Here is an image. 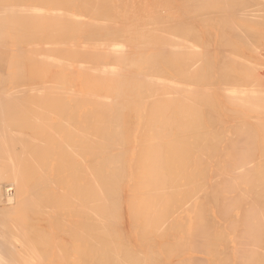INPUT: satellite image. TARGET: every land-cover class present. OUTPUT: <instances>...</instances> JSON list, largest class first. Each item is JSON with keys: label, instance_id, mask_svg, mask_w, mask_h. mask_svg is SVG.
Masks as SVG:
<instances>
[{"label": "bare ground", "instance_id": "1", "mask_svg": "<svg viewBox=\"0 0 264 264\" xmlns=\"http://www.w3.org/2000/svg\"><path fill=\"white\" fill-rule=\"evenodd\" d=\"M167 1L0 0V71L5 65L10 73L8 80L0 77V196L20 188L17 198L22 199L14 207L0 206V264H52L57 261L52 254L60 251L66 258L63 252L56 256L67 261L62 264L163 262L155 256L164 264H192L197 245L202 248L195 255L198 264H235L232 257L238 264H264V63L256 72L258 67H251L264 55L257 49L241 54L242 49L239 55L240 47L233 44L254 38L255 26L263 24L254 16L264 0L215 2L216 16L226 18L222 21L231 30L217 44L230 51L222 54L221 66L205 71L199 69L203 58L192 64L190 57L198 56L179 50L195 23L185 27L178 20L176 27L179 17L168 15ZM212 1L218 0H177L174 9L190 10L184 14L189 21L192 8ZM213 9L212 16L207 8L199 13L204 16L199 15L200 25L212 26L218 18ZM27 23L34 33L44 27L42 42L31 44L32 37L21 44L22 29L15 27ZM12 31L18 36H8ZM189 36L190 46L199 42L198 47L201 39ZM259 47L264 51V44ZM25 52L37 61L35 72L30 70L35 81L24 67L30 65ZM15 54L26 61L14 60L16 73ZM242 63L249 68L241 71ZM250 87L263 93L258 97ZM245 88L256 96H242ZM233 89L243 94L237 91L238 102L239 94L225 98L233 106L225 109L235 110L211 108L216 102L211 104V90L221 101L219 93ZM224 118L241 123L232 126ZM20 205L24 212L21 208L8 218ZM26 206L31 213H25ZM38 221L44 225L34 226ZM237 225L243 226L248 248L234 246ZM11 236L20 237L25 257H18L21 250ZM224 246L231 248V260ZM52 247L58 251L52 253Z\"/></svg>", "mask_w": 264, "mask_h": 264}, {"label": "rangeland", "instance_id": "2", "mask_svg": "<svg viewBox=\"0 0 264 264\" xmlns=\"http://www.w3.org/2000/svg\"><path fill=\"white\" fill-rule=\"evenodd\" d=\"M175 1L177 2V0H168V1H167V3L171 2L170 7H169V9H170V8H171V9H170V10L168 9L167 13H169V14H168L169 16H174V14L171 13V12H173V13L177 14V17H179V19L175 17V18H176V20H175V22H176V27H177V22H178V20L181 22V23L178 24V25H183L182 23L185 22V27H186V25L188 24V22L191 23V24H192V22H194L195 24L193 23V24H194V25H193V28H194V29L197 28L196 30H194V31H196V33L193 31V28H192V27L187 26V28H188V27L192 28V31H191L192 33H189V35L191 34L192 36H194V39L197 38V41L201 39V40H200V44H199V46H198V47H200V46H201V47L199 48V50H196V49H198L197 45H198L199 42H198V43L195 42V43H196V44H195L196 47H195V46H190L191 43L194 44V40H193V38H191V37L188 35V37H187V39H186V42H185V43H188V45H185V43H184V46L181 45L182 47H179V50H180L181 48L183 49V48L185 47L184 50L187 49L185 52H188L187 54H189V57L191 56L190 54H194V56H198V60L196 59V57L194 58L193 55L191 56L192 58L190 57V59H192L191 62L193 61L192 64H198L199 58H203V59H204L205 57H208V59H206V58L204 59L205 63H203V59H201V60L199 61V63H200V64H199V69H200V67L203 68L204 71H205V67H206V68H207V67L210 68V70H211V69L213 70L214 68L217 69V67H219L218 65L221 66L222 59H223L224 57H226V56L228 55V52L230 51L229 48H228L227 46L224 47V45H221L220 43L217 44V41H218L219 37L221 36V34H223V32H224L223 35H225V34H226V35H229V34H230V31H231V30L229 31V29H228V28L230 27V25H228V28H227V26H226V25H227L226 22H225V24H224L223 21H222V20H224V19L222 18V19L219 20V18H221V16H219V17L216 16V15H218V14L216 13L218 9H217V7H215V6H218L217 4H220V3H221V0H220V1H219V0H218V1H212L213 3H212V4L210 3L209 6L206 5V7H205V5H203V6L200 5L201 7H198V9L195 8V7L192 8V11H193V10H195V11H194V13H193V12L191 13L192 15L189 13L191 16H193L192 20H190V19L188 18L189 21L186 20L187 18L184 17V14L188 16V12H191V11L188 10V11H184V12H182V10H181V11H180L181 13H180L179 10H178V11L175 10V9H174V7H175V5H176V4H175ZM204 1H206V0H204ZM178 2H179V0H178ZM207 2H208V0H207ZM215 2H216V3L218 2V3L216 4ZM167 3H166V4H167ZM214 3H215V4H214ZM262 3H263V4L261 5L262 7L259 6V8H261V9L258 8L259 10H258V12H257V13L259 14V16H258V14H256V17L254 16V18H256V19L259 17V18H258V19H259V20H258V24H261V22L264 24V21H263L264 14H261V11H262V13H264V9H263V7H264V1H263ZM182 5H183V4H181V6H182ZM213 5H215V6H214V7H215V10H214L213 7H212ZM203 7H205V8H203ZM208 7H210V8H208ZM199 8H201V9H203V10L201 11V9H200V11H198ZM206 8L211 12V13H210V14H211L210 16H212V10H211V9H213V12H214L213 15H215L216 18L218 17L217 19H215V17L213 16V17H214V21H212V22H213L212 26H210V24H208V26H203L202 24H201V25L199 24V23H201V22L203 21L202 19H203L204 16L201 17V15L203 14V12H205ZM173 9H174V10H173ZM181 9H182V7H181ZM196 9H197L198 14H197V12H196ZM206 12H207V11H206ZM199 13H202V14L200 15ZM218 13H219V12H218ZM180 14H181V15H180ZM238 14H239V12H237V15H238ZM196 15H197L198 17H197ZM199 15H200V17L202 18V19H200L201 21L199 20ZM237 15H236V13H235L234 16H237ZM261 15H263V16H261ZM175 16H176V15H175ZM182 16H183V17H182ZM191 16H190V17H191ZM194 17H196V18H198V19H196V18H194ZM213 17H212V19H213ZM183 18H184L186 21H182V20H184ZM205 18H206V17H205ZM229 18H230V17H229ZM260 18L262 19V21H261ZM181 19H182V20H181ZM196 20H197V21H196ZM229 20H230V21H231V20H234V18H231V19H229ZM191 21H192V22H191ZM217 21H218V22H217ZM224 21H227V19L225 18ZM239 21H240V20H239ZM260 21H261V22H260ZM221 22L223 23V25H222ZM228 22H229V21H228ZM240 22H241V21H240ZM216 23H217V24H216ZM229 23H231V22H229ZM218 24H219L220 26H219ZM241 24H245V23H241ZM263 24H261V27L263 26ZM23 25H24V24H23ZM23 25H22V24H20V25L16 24V26H17V27H15L16 30H17V29H18V30L22 29V31H24L25 33H30V32L32 33V31H33V33H32V34H25V33L22 32V31H18V33H19L18 35H21V36H18V35L16 34L17 31H15V29L13 28V30H14L16 33H15L14 31H12L13 33H8V36H9V35L11 36L12 34H13V35L16 34V35L20 38V39H18V40L21 41V44H22L23 42H28L29 40H30L29 42H31V41L33 40V41L31 42V44L34 43V42H36L37 40H40V42H42V40H41V39H42V38H41L42 35H41V34H43V32H45V31H42V32H41V30H45L44 27L42 28V26H41V27H40V26L37 27V25L35 26V27H37V31L39 32V36L41 35V36L39 37V36H37V35H38V32H37V31H36V33H34V31H35L36 29L34 30L33 28H31L32 24H31V25L28 24V23H27V25L25 24V26H24L25 28L22 27ZM29 25H30V26H29ZM195 25H196V26H195ZM18 26H21L22 28H21V27L18 28ZM231 26H232V23H231ZM183 27H184V26H183ZM215 27H216V28H215ZM217 27L220 29L219 31H222L221 33L218 31ZM225 27H226V28H225ZM232 27H234V26H232ZM255 27H256V28H255V30L253 31V33H254V35H253L254 38L252 37L253 40H251L252 38L250 37V38H249L250 41L245 42V45H244V44L241 45V43H236V42L233 43V44L236 45V47H240V48H239V52H236V53H238L239 55H240V52L242 51V49H243V51L241 52V54L244 53V52H246V50H248V51L246 52V53H248V52H251L252 50H256V49H257V50H259L258 52H260V54L264 55V51L262 50V47H263V46H262V47H259V46H261V45L264 44V37H263V36H264V31L260 30V29H261L260 25H258V27H259L260 29H257V25H256ZM263 27H264V26H263ZM263 27H262V28H263ZM29 28H30V29H29ZM40 28H41V29H40ZM132 28H133V26L130 27V29H132ZM224 28H225V29H224ZM26 29H27V31H25ZM38 29H39L40 31H39ZM199 29H200V30H199ZM227 29H228V30H227ZM256 29H257V30H256ZM263 29H264V28H263ZM28 30H29V31H28ZM133 30H134V28H133L131 31H133ZM189 30H190V29H189ZM198 30H199V31H198ZM226 30H227L229 33H228ZM259 30H260V31H259ZM197 31H198V34H197ZM225 31H226L227 33H226ZM256 31L259 32V33L257 34ZM20 32H21L22 34H21ZM40 32H41V33H40ZM200 33H201V35H200ZM196 34H197V36H196ZM204 34H205V35H204ZM207 34H209V37H210V36H211V37L209 38V37L207 36ZM219 34H220V35H219ZM23 35H25V36H23ZM28 35H29V38H28ZM258 35H259V36H258ZM262 35H263V36H262ZM26 36H27V37H26ZM198 36H199L200 38H199ZM255 36H256V37H255ZM257 36H258V38H257ZM23 37H25L26 39H25V38L22 39ZM32 37H33V38H32ZM36 37H38V38H36ZM204 37H205V38H204ZM31 38H32V40H31ZM188 38H189V41L192 39L191 42L187 41ZM190 38H191V39H190ZM208 38H209V39H208ZM36 39H37V40H36ZM220 39H221V37H220ZM220 39H219V40H220ZM24 40H27V41H24ZM202 40H205V41H202ZM208 40H209V42H208ZM255 40H256V41H255ZM19 41H18V42H19ZM192 41H193V42H192ZM251 41H252V42H251ZM258 41H259V42H258ZM206 42H208V43H206ZM249 42H250V43H249ZM5 43H9V40H8V42H7V40H6ZM201 43H202V44L204 43V44L202 45ZM210 43H211V45H209ZM246 43H247V45H248L249 47H250V44H251L252 46L249 48V47L246 45ZM248 43H249V44H248ZM261 43H262V44H261ZM182 44H183V43H182ZM207 44H208V45H207ZM215 44H216V45H215ZM256 44H257V45H256ZM186 46H187V47H186ZM202 46H203V47H206V48L208 49V50H207L206 48H204L205 50H207V53H206V52L204 53V49H203V52H202V48H203ZM207 46H208V47H207ZM216 46H217V47H216ZM242 46H243V47H242ZM245 46H246V47H245ZM193 47H194V48H193ZM241 47H242V48H241ZM218 48H219V49H218ZM244 48H245V50H244ZM252 48H253V49H252ZM258 48H261V51H263V53H262V52L260 51V49H258ZM189 49H192V50L189 51ZM200 49H201V50H200ZM225 49H227V52H226ZM240 49H241V50H240ZM184 50H181V51H178V52H184ZM210 50H211V51H210ZM249 50H250V51H249ZM193 51H196V53H194ZM197 51L199 52V54H202V53H203V54L200 55V57H199V54L197 53ZM219 51H220V52H219ZM221 51H224V53H222ZM31 52H33V51H31ZM40 52H41V51H40ZM185 52H184V53H185ZM210 52H211V53H210ZM217 52H218V53H217ZM28 53H29V52H28ZM28 53H27V52L22 53L23 55H22L21 53H19L20 55H22V56L25 57L26 59L23 58L22 56L18 57L19 54L16 53V54H18V55L15 54L14 56H12V58L7 56V59H6V61L4 60V62L6 63V65H8V64H7V60L10 61L9 59L11 58L12 61H13L12 68H13V71H15V73H16V70L19 69V68H18V67H17V68L15 67V66H16V65H15V62H16V64H17V62H18L17 59L19 58V61H20V60L23 58V59H22V60H23L22 63H23V65L26 64V63H25V62H26L25 60H27L28 56L30 57V56L32 55V54H30V53L28 54ZM208 53H210V54H208ZM219 53H221V55H219ZM26 54H27V55H26ZM44 54H45V53H44ZM204 54H206V55L203 57ZM207 54L210 55V56H207ZM222 54H223V58H222ZM40 55H42V54L40 53L39 56H40ZM218 55H219V56H218ZM45 56H46V55H45ZM45 56H44V55L40 56V59L43 58V59H41V60H46V58L44 59ZM209 57H210V58H209ZM211 57H212V58H211ZM219 57H220V58H219ZM259 57H262V56H259ZM20 58H21V59H20ZM262 58H263V57H262ZM24 59H25V60H24ZM30 59H31V61H34V62H33V63H32V62H29ZM30 59L28 58V63H29L30 65H25L24 67L27 68V66H28V69H29V70H28V69H26V70H28V71H30V70L32 71V70H33V71L35 72V70H34L35 67L32 68V66L36 65V63H35L36 59H35V60H34V59L32 60L31 57H30ZM195 59H196L197 61H195ZM218 59H219V60L221 59L220 62H219ZM14 60H15V62H14ZM41 60H40V62H41ZM258 60H259V58H258ZM258 60H257V61H258ZM261 60H262V62L264 63V58H263V59L260 58V62H257V61H256V63L252 64L251 67H253V65H254V67H255V65H256V67H258V68L255 67L256 69H254L253 72H254L255 70L259 71L258 69L260 68V66H258V65H259V63H262ZM194 61H195L196 63H195ZM207 61H208V63H207ZM209 61H210V62H209ZM36 62H37V61H36ZM40 62H39V63H40ZM188 62H190V60L187 61V63H186V67H187ZM201 62H202V63H201ZM218 62H219V64H218ZM8 63L11 64L12 62L10 61V62H8ZM28 63H27V64H28ZM212 63H213V64H212ZM10 64H9V65H10ZM32 64H34V65H32ZM202 64H203V65L206 64V65L203 66ZM209 64H210V65H209ZM232 64H233V62H231V63H230V62H227L225 65H226L227 67H228V66H229V67H231V66H235V64H233V65H232ZM14 65H15V66H14ZM207 65H208V66H207ZM216 65H217V66H216ZM29 66H30V67H29ZM194 66H195V65H194ZM194 66H193V67H194ZM209 66H211V67H209ZM213 66H214V67H213ZM215 66H216V67H215ZM238 66H239V67H238ZM242 66H243V68H242ZM179 67H181V66L179 65ZM179 67L177 68V73H178V69H179V72H180V71H181V68H183V67H181V68H179ZM196 67H197V66H196ZM196 67H194V68L197 70L198 68H196ZM236 67H237V68L239 69V71H240V64H239V65H236ZM254 67H253V68H254ZM5 68H6L5 65H2V67H1V71H0V74H1L0 77H3V78H5V80H8V79L10 78V73H9L8 71H6ZM15 68H16V69H15ZM30 68H31V69H30ZM244 68H245V69H248L249 66L246 67L245 64L242 63V64H241V71H242ZM253 68H250V69H253ZM14 69H15V70H14ZM203 69H201V70H203ZM4 70H5V71H4ZM196 70H195V71H196ZM207 70H208V69H207ZM210 70H209V71H210ZM3 71H4V72H3ZM31 71H30V72H31ZM33 71H32V72H33ZM192 71H194V70H192ZM195 71H194L193 73H191V74H193V77H194V73H195ZM209 71H208V72H209ZM241 71H240V72H241ZM244 71H246V70H244ZM260 71H262V70H260ZM17 72H18V71H17ZM24 72L26 73L27 71H25V69H24L22 73L25 74ZM32 72L30 73V74L32 75L31 79L33 78L34 81H35V77H34V76H35V73H34V75H33ZM197 72H199V71H198V70L196 71L195 76L197 75ZM255 72H256V71H255ZM22 73H21V74H22ZM28 73H29V72H28ZM28 73H27V74H28ZM242 73H243V72H241V75H240V73H239V75H240L241 77H242ZM198 75H199V73H198ZM198 75H197V76H198ZM240 76H239V77H240ZM191 77H192V76H191ZM198 77H199V76H198ZM194 78H197V77H194ZM33 79H32V80H33ZM193 80L196 81L195 79L192 78V81H193ZM197 80H198V79H197ZM12 85H13V84H12ZM251 88H252V87H250V89H251ZM253 88H254V87H253ZM253 88H252V91H256V94H257V91L260 90L259 88H256V87H255L256 90H255V89L253 90ZM250 89L245 88V90L248 91V92H245V91L241 90V91L244 92V94H243V93H240L238 90H237V91H238L241 95L243 94L242 96H244V95L247 94V95L252 96V97H253V95H254V97H255L256 95L253 94V92H252L253 95L250 93V92H251ZM257 89H258V90H257ZM233 90H234V92H230V91H232L231 89H230V91L228 90L229 93L226 92V94H227L228 96H229V94H230V97H229V98H228V96H227L225 93H224V94H220V93L218 92L219 95H220V96H218V97H219L218 99H220V97H221V99H220L221 101H218V100H217V95H218V94H217V91H216V93H215V92L213 93L212 90H211V91L208 90V93H207V94H209V93L211 92L210 95L212 96V97H210V98H212V99H211V104L214 103L213 101H216V102H217V103L215 102L216 104L214 103L215 105H214V104H213V106L211 105V106H212L211 108H213V110H214V109H215L214 106H216V105L218 104L217 106L219 107V109H217L218 107H216V110H217V111H218V110L220 111V109H222V112H223V110H226V109H227V110H226V111H227V114H230V112H228V111L235 110V109H231V108H233V106L231 107V104L229 105V103H227V100H228V101H231V100H229V99H231V97H232V93H233L232 100L234 99L235 94H239L237 91H235V89H233ZM201 91H202V90H201ZM205 91H206V90H205ZM205 91H204V93H205ZM209 91H210V92H209ZM206 92H207V91H206ZM235 92H236V93H235ZM260 92H261V93H260ZM248 93H250V94H248ZM262 93H263L262 91H259V93L257 94V96H258V95L261 96ZM215 94H216V95H215ZM240 94H239V95H236V97H235L236 100L234 99L235 102H238V101H239V100H237V99H238L237 97L240 96ZM210 95H209V96H210ZM224 95H225V97H224ZM262 95H264V94H262ZM214 96H215V97H214ZM226 96H227V97H226ZM259 96H258V97H259ZM222 97H223V99H224V101H225V102L223 101V103H224L225 105L223 104V105H222V108H221V103H222V100H223ZM214 98H215V99H214ZM225 98H227V100H226ZM240 98H241V96L239 97V99H240ZM213 99H214V100H213ZM240 101L242 102V100H240ZM219 102H220V103H219ZM232 102H233V101H232ZM241 102H240V103H241ZM242 103H243V102H242ZM232 104H233V103H232ZM226 105H227L228 107H231V108L228 109V107H226V109H225V106H226ZM238 109H240V108H238ZM238 109H237V111H239ZM259 109H260V108H259ZM240 110H241V109H240ZM260 110H261V109H260ZM226 116H227V115H226ZM224 117H225V115H224ZM224 120H226V119L224 118L223 121H224ZM228 121H230V122H228ZM224 122H226V121H224ZM227 122H228L229 125H232V126L236 125V123H237L236 126H238V123H241V122H238V121L235 122L234 120H233V122H232V120H229L228 118H227ZM227 122H226V124H227ZM220 123L222 124L223 122H220ZM222 125H225V123H223ZM229 125H227V126H229ZM225 126H226V125H225ZM245 127H246V126H245ZM14 173H15V172H14ZM246 175H247V176H246ZM6 176L11 177V176H13V173H11V174H7ZM245 177L248 179V173H247L246 171H245ZM246 178H245V179H246ZM243 184H244V182H243ZM243 188H244V192H246V190H245V184H244ZM19 189H20V188H18V189L15 190V191H14L13 189H9V193H8V194H1V196H0V206L6 207V206L8 205V207H9V205L11 204L12 206H11V205H10V206H11V207H14V206H15V203H18V204L21 203V202H22V199H20L19 197L17 198V196H20V195H17V193L20 191ZM11 190H12V191H11ZM18 190H19V191H18ZM14 194H15V195H14ZM18 194H19V193H18ZM245 194H246V193H245ZM204 196H205V195H202V196H201V200L203 199L202 197H204ZM16 198H17V199H16ZM207 198H208V197H204L205 201H204V199H203V201H201L202 203L205 202V205L208 204V201H206ZM244 198L247 199L245 195H244ZM18 199H19L20 201H17ZM208 200H209V199H208ZM209 201H210V200H209ZM206 202H207V204H206ZM13 204H14V205H13ZM205 205H204V206H205ZM23 206H25V205H23ZM17 208H18V207H17ZM21 208H22V209H21ZM20 209L22 210V212H24L23 207H21V205H20V206H19V209L16 210L15 212L11 213V215L9 214L10 216H8V218H9V217L11 218V217L15 216V214L17 213V211H18V214H19V210H20ZM24 209H25V211H26L25 213H27L28 210H30L29 213H31V209L28 208L27 206H26V208H24ZM20 212H21V211H20ZM21 214L25 215L24 213H21ZM217 219H218V218H217ZM217 219H216V220H217ZM30 220H31V219H30ZM210 220H211V219H210ZM214 220H215V219L212 220L213 223H215V224H216V223H219V220H217V222H216V220H215V222H214ZM262 220H263V218H262ZM25 221H27V219L23 220V222H25ZM31 221H32V220H31ZM31 221H30V222H31ZM30 222L27 221V223H30ZM210 222H211V221H210ZM29 225H30V226H29ZM29 225H28V226H29L30 230H32V229H31V225H32V223L29 224ZM35 225L38 226V225H44V224H43L42 221H38V222H35L34 226H35ZM210 225H211V224H210ZM237 226L240 227V225H237ZM237 226L235 227V228H236V231L240 232V234H239L238 232L236 233L235 228H234L233 231H235L236 234H233L234 237H232V238H234L235 240H236V239H239V240H236V241H238V242L240 241L239 243H242V244H238V242H234V246H235V244H236V245H237V248L239 247V248H238L239 250H240V248L245 249L246 246H247V248H248V246H249V245H247V244H248V242H247L248 239H247V238H243V236H242V235L244 234V233H243V232H244V230H243V226L240 227V228H238ZM19 228H20V227H19ZM19 228H18V230H21V229H19ZM29 228H28V227H27V228L24 227V230L28 229V230L26 231V232H28V231H30ZM32 228H33V227H32ZM241 228H242V229H241ZM121 229L123 230L122 227H121ZM238 229H239V230H238ZM122 230H121V231H122ZM33 231H34V230H32V232H33ZM32 232H30V233L32 234ZM241 232H242V234H241ZM24 233H25V231H24ZM233 233H234V232H233ZM25 234H26V233H25ZM28 235H29V232H28ZM28 235L26 234V236H28ZM236 235H237V236H236ZM235 236H236V238H235ZM238 236H240V237H238ZM15 237H16V236H15ZM15 237H12V236H11L12 239H14ZM11 238H10V239H11ZM19 238H20V237L17 236L14 240H11V241H12V243H13V245H14L15 248H18V247H19L17 250H21V251H22L20 245H18V244H20V243L18 242V241H20ZM197 239H199V238L196 237V240H197ZM245 239H246V240H245ZM260 239H262V238L259 237V240H260ZM17 240H18V241H17ZM196 240H194L195 243H196V242L198 243V241H196ZM235 240H234V241H235ZM244 240H245L247 243H244ZM13 241H14V242L16 241V243H14ZM194 241H192V244L194 243ZM242 241H243V242H242ZM17 242H18V243H17ZM228 242H229V244L231 245V243H230L229 240H228ZM226 244H228L227 241H226ZM226 244H225V245H226ZM239 245H240V246H239ZM242 245H244V246L241 247ZM16 246H17V247H16ZM197 246H198V245H197ZM197 246H196V247L194 246V248H196L197 251H198V252H196V254L198 253V254L201 255V253H199V252H201L200 249H202V248H201L200 245H199V246H198V247H199V250H200V251H199ZM14 247H13V249H14ZM225 247H227V246H224V248H225ZM228 247H229V245H228ZM228 247H227V248H228ZM231 247H232V246H231ZM52 248H53V249H52V253L54 252L53 250L56 251V249H57V251H58V247H57V248L52 247ZM34 249H35V248H34ZM34 249H33V250H34ZM230 249H231V248H229V249H226V248H225L224 251H225L226 254L228 253L227 251H229V253L227 254V257L229 256V259L231 260V257H230ZM37 250H38V249L36 248L34 251L37 252ZM60 250H62V249H60ZM239 250H238V252H239ZM10 251H11V250H10ZM21 251H20V252H17V254H19L18 257H20V256L23 257L24 255H26V254H25V253L27 252L26 250H24V251H22V252H21ZM34 251H32V253H35ZM236 251H237V250H236ZM62 252H63V251H62ZM62 252L60 251V252H58V253L56 252L55 254H52V255H54V256H53L54 258L57 257V258H55V259H52V260H57V261H58L57 264H62V262H63V263L67 262L66 260L64 261V259L66 258V256H64V255H65V254H64L65 252H63V253H62ZM194 252H195V251L193 250V253H194ZM238 252H237V254H238V255H241L240 257L243 258L242 253H241V252L238 253ZM15 253H16V252H15ZM20 253H22V254H24V255H21ZM61 253H62L63 255H62ZM17 254H15L16 258H18V257H17ZM56 254H61V255H62V258H63V256H64L65 258L61 261V258H60L61 255H59V257H58V255L56 256ZM196 254H195V253H194V255L192 254V255L195 257V258L192 259V264H195V263L198 264L197 262H198V259H199V258L196 259V258L198 257V254H197V257L195 256ZM13 255H14V254H13ZM66 255H67V254H66ZM24 257H25V256H24ZM58 258H59V259H58ZM154 258H155L156 261H158L157 258H158L160 261H161V260H163V262L165 261V259H163V258L160 257V256H155ZM160 258H162V259H160ZM234 258H236V257H232V262L235 263V264H238L237 261H238L239 259L236 258V259H237V261H236V259H234ZM194 259L197 260V262H195ZM229 259H228V260H229ZM16 260H18V259H16ZM16 260L14 259L13 261H16ZM50 260H51V259H50ZM50 260H49V263H51ZM52 260H51V261H52ZM57 261H52V262H53L52 264H54V262H55V264H56ZM59 261H60L61 263H60ZM193 261H194L195 263H194ZM199 261H200V259H199ZM234 261H236V262H234ZM163 262H160V264H162ZM201 262H202V261H201ZM230 262H231V261H230ZM164 263H165V262H164ZM164 263H163V264H164ZM199 263H200V262H199ZM202 263H203V264H206V263H204V261H203Z\"/></svg>", "mask_w": 264, "mask_h": 264}]
</instances>
